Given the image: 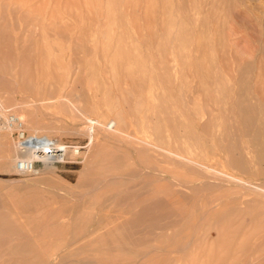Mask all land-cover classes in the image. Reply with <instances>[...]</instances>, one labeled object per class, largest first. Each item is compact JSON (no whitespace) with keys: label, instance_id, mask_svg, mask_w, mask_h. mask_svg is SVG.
<instances>
[{"label":"rangeland","instance_id":"1","mask_svg":"<svg viewBox=\"0 0 264 264\" xmlns=\"http://www.w3.org/2000/svg\"><path fill=\"white\" fill-rule=\"evenodd\" d=\"M0 100V264H263L264 0H0Z\"/></svg>","mask_w":264,"mask_h":264},{"label":"built area","instance_id":"2","mask_svg":"<svg viewBox=\"0 0 264 264\" xmlns=\"http://www.w3.org/2000/svg\"><path fill=\"white\" fill-rule=\"evenodd\" d=\"M6 123L16 132V145L20 157L16 160L15 168L20 173H34L36 162L58 163L65 160L68 153L79 154V148L59 144L45 135L28 133L23 121L14 114L7 116ZM42 138L48 139L47 143L40 142Z\"/></svg>","mask_w":264,"mask_h":264},{"label":"bare ground","instance_id":"3","mask_svg":"<svg viewBox=\"0 0 264 264\" xmlns=\"http://www.w3.org/2000/svg\"><path fill=\"white\" fill-rule=\"evenodd\" d=\"M261 70V69H260ZM261 79H262V77H261ZM257 80V79H256ZM257 82V81H256ZM261 85V84H260ZM255 90V89H254ZM63 92V91H62ZM58 95V94H57ZM61 95V94H60ZM254 95V94H253ZM60 98H62V96L60 97ZM57 100V99H56ZM34 102H35V100H34ZM262 102V101H261ZM1 100H0V106H1ZM37 104V103H36ZM243 104V103H242ZM253 104V103H252ZM264 104V103H263ZM231 105V104H230ZM256 105V104H255ZM259 105H260V103H259ZM228 106V105H227ZM245 106V105H244ZM243 106V107H244ZM230 108V107H229ZM248 108H250V106L248 107ZM256 108V107H255ZM254 108V109H255ZM232 111V110H231ZM240 113V112H239ZM250 113V112H249ZM245 115V114H244ZM0 116H2L1 115V113H0ZM247 116H248V114H247ZM252 116V115H251ZM3 117V116H2ZM20 119H23V117L22 116H18ZM250 117V116H249ZM263 117V116H262ZM264 118V117H263ZM6 120H7V116H5L4 117V121H3V123H1L0 124V128H4V129H7V130H11V128L8 126V124L6 123ZM244 120V119H243ZM251 120V119H250ZM249 120V121H250ZM28 121L32 124V125H34L35 124V120L34 119H28ZM246 121V120H245ZM96 122V121H95ZM95 122H92L91 120H90V126L88 127V129H87V137H88V145H90L91 143H92V141H93V127H94V124H95ZM248 122V121H247ZM109 126H111V125H109ZM202 126V125H201ZM236 127H237V125H236ZM235 127V128H236ZM236 130V129H235ZM114 131H116V132H119L120 133V135L122 136V137H132L131 136V134H129V133H124L123 131H122V129L119 127V126H116L115 128H114ZM33 132L34 133H37L38 132V129L34 126V128H33ZM237 136V135H236ZM46 138H48V137H46ZM46 138H42V139H40V142H42V143H47V141H48V139H46ZM204 140V139H203ZM150 143V142H149ZM215 145V144H214ZM241 146V145H240ZM237 155V154H236ZM240 156V155H239ZM260 158H262V156L260 157ZM179 161V160H178ZM244 162H246V161H244ZM250 164V163H249ZM253 165V164H252ZM252 165H250L251 167H252ZM256 166V165H255ZM264 166V165H263ZM257 167V166H256ZM255 167V168H256ZM210 168V167H209ZM257 169V168H256ZM259 169V168H258ZM263 169V168H262ZM261 169V170H262ZM248 170V169H247ZM255 170V169H254ZM207 171V170H206ZM221 171V170H220ZM263 171V170H262ZM248 172V171H247ZM264 172V171H263ZM262 172V173H263ZM207 173V172H206ZM215 173V172H214ZM258 174H259V177H260V174H262V173H259V172H257ZM251 174V173H250ZM221 175V174H220ZM227 175V174H226ZM236 175H238L237 173H236ZM246 175H248V174H246ZM218 176V175H217ZM223 176V175H222ZM221 176V177H222ZM228 176V175H227ZM216 177V176H215ZM224 177V176H223ZM229 177V176H228ZM253 177V176H252ZM246 178V177H245ZM249 178V177H248ZM250 178H251V176H250ZM261 178V177H260ZM234 179H235V181H237V182H240V183H244L243 185L244 186H247V187H250L251 186V183H250V181L249 180H242L241 178H238V177H234ZM212 181H214V180H212ZM260 181V180H259ZM261 181H263V180H261ZM261 181H260V183H261ZM259 183V182H258ZM263 183V182H262ZM179 184V183H178ZM225 184V183H224ZM227 184V183H226ZM234 184V183H233ZM180 185V184H179ZM255 190H258V191H260L261 193H263L262 195L264 196V184H256V185H254V186H252ZM166 192H164V195H166L165 194ZM174 194V193H173ZM172 194V195H173ZM156 195V194H155ZM164 195L162 196V197H164ZM168 195V194H167ZM167 195H166V197H167ZM169 196V195H168ZM154 197V196H153ZM173 198V196L171 197V199ZM163 199V198H162ZM170 200V198L168 199V201ZM152 202H153V200H152ZM165 204V203H164ZM150 205V204H149ZM148 205H146V207H147ZM150 207H151V205H150ZM249 264H254V262H251V263H249ZM263 264H264V262H263Z\"/></svg>","mask_w":264,"mask_h":264}]
</instances>
